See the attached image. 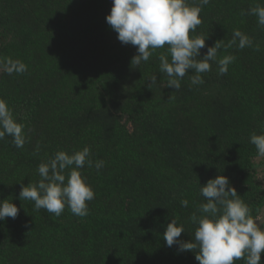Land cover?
<instances>
[{"label": "trees", "instance_id": "obj_1", "mask_svg": "<svg viewBox=\"0 0 264 264\" xmlns=\"http://www.w3.org/2000/svg\"><path fill=\"white\" fill-rule=\"evenodd\" d=\"M257 5L264 0L203 6L194 33L208 37L201 58L223 40L217 59H235L222 76L213 63L200 85L189 70L175 91L159 68L167 45L131 64L136 47L106 22L112 0H0V61L27 65L12 75L0 66V98L26 136L22 148L0 140V199L19 208L0 220V264H199L196 250L168 247L163 233L177 219V239L194 241L190 217L206 202L199 189L217 175L260 216L264 184L250 137L264 131V26L242 14ZM237 29L251 46L227 47ZM84 147L104 161L80 170L95 193L87 216L65 207L57 217L19 199L22 185L39 181L41 162Z\"/></svg>", "mask_w": 264, "mask_h": 264}, {"label": "clouds", "instance_id": "obj_2", "mask_svg": "<svg viewBox=\"0 0 264 264\" xmlns=\"http://www.w3.org/2000/svg\"><path fill=\"white\" fill-rule=\"evenodd\" d=\"M209 3L210 0H196L192 4L188 0H112L113 6L106 22L122 44L136 47L137 55L132 58V65L148 62L156 50L167 45V55L161 52L158 56L159 68L167 77V87L178 91L189 70L194 72L191 84L200 85L204 83L202 74L211 71L213 63L222 76L235 59L230 55L217 59L218 51L225 47L223 40L208 47L201 58V49L208 37L194 33L202 22V8ZM242 14L256 16L258 24L264 26V6L251 7ZM237 41L240 49L252 44L251 39L238 29L233 31L227 47L237 44ZM0 66L8 75L27 71L25 63L11 58L0 61ZM156 82L157 77L152 76L149 88ZM5 136L12 137L17 148H22L26 142L24 125L16 120L7 101L0 98V140ZM250 143L255 145L258 158L264 157V131L253 133ZM85 165L89 168L95 166L99 171L104 167V161L93 162L88 147L71 154L63 150L55 152L46 162L39 164V181L21 186L19 199L32 201L34 210L45 209L57 217L65 207L74 215L87 216L88 202L94 199L95 193L80 171ZM199 191L206 202L198 208L200 215L194 212L190 217L191 222L197 225L194 241L178 240L184 226L178 224L177 219H171L163 233L166 245H178L180 251L196 250L195 259L199 264H236L241 259L244 264H262L264 226L261 218L253 216L248 204L231 186L229 178L217 175L201 185ZM187 204L186 199L181 200L182 206ZM18 214L19 208L15 203L0 199V220L15 219Z\"/></svg>", "mask_w": 264, "mask_h": 264}, {"label": "rangeland", "instance_id": "obj_3", "mask_svg": "<svg viewBox=\"0 0 264 264\" xmlns=\"http://www.w3.org/2000/svg\"><path fill=\"white\" fill-rule=\"evenodd\" d=\"M257 163H259L258 176L263 181L264 184V157H259L256 159ZM262 225L264 224V210L260 214Z\"/></svg>", "mask_w": 264, "mask_h": 264}, {"label": "water", "instance_id": "obj_4", "mask_svg": "<svg viewBox=\"0 0 264 264\" xmlns=\"http://www.w3.org/2000/svg\"><path fill=\"white\" fill-rule=\"evenodd\" d=\"M264 210V209H263Z\"/></svg>", "mask_w": 264, "mask_h": 264}]
</instances>
